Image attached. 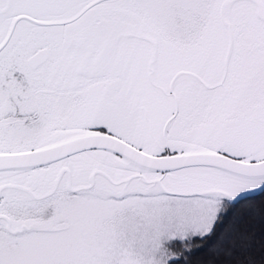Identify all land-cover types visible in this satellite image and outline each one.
<instances>
[{"label":"snow or ice","instance_id":"1","mask_svg":"<svg viewBox=\"0 0 264 264\" xmlns=\"http://www.w3.org/2000/svg\"><path fill=\"white\" fill-rule=\"evenodd\" d=\"M264 264V0H0V264Z\"/></svg>","mask_w":264,"mask_h":264},{"label":"trees","instance_id":"2","mask_svg":"<svg viewBox=\"0 0 264 264\" xmlns=\"http://www.w3.org/2000/svg\"><path fill=\"white\" fill-rule=\"evenodd\" d=\"M207 258V254L204 252L197 253L193 257V264H202V262Z\"/></svg>","mask_w":264,"mask_h":264}]
</instances>
